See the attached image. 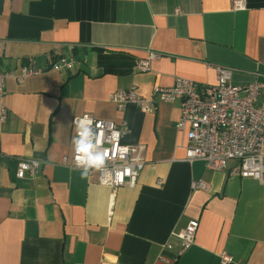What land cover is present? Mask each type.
<instances>
[{
  "label": "crops",
  "instance_id": "1",
  "mask_svg": "<svg viewBox=\"0 0 264 264\" xmlns=\"http://www.w3.org/2000/svg\"><path fill=\"white\" fill-rule=\"evenodd\" d=\"M245 1L234 10L232 0H0V71L74 61L6 80L0 264H264V183L232 174L235 160L224 170L188 162L178 102L142 112L110 99L131 86L148 96L177 76L213 84L219 64L236 83L264 82V0ZM150 51L160 57L143 72ZM83 114L128 124L123 142L145 162L134 186L113 192L96 170L82 177L62 163ZM23 157L42 161L35 178L16 177ZM199 180L206 188L193 187ZM192 220L195 241L179 254L173 234Z\"/></svg>",
  "mask_w": 264,
  "mask_h": 264
},
{
  "label": "built area",
  "instance_id": "2",
  "mask_svg": "<svg viewBox=\"0 0 264 264\" xmlns=\"http://www.w3.org/2000/svg\"><path fill=\"white\" fill-rule=\"evenodd\" d=\"M232 8H246L245 0H232ZM160 53L150 51L145 58L137 62L138 68L146 72L150 62L158 59ZM73 60L59 57L45 66H37L31 59L18 70L0 71V121L6 118V107L2 103L6 80L14 78L17 82L32 75H38L46 69L71 68ZM217 80L213 84H200L189 78L177 76L171 86L156 85L150 95H143L136 86L117 89L110 94V99L118 108L133 103L142 112H155L162 102L180 104V115L175 126L185 139V159L188 162L202 160L212 170H224L229 162L237 163L231 169L232 174L244 178H253L264 183V82L236 83L233 80L234 68L227 65L215 66ZM84 117L92 121L96 137L90 135L85 143L91 153H101L104 166L101 169L89 168L98 172L100 184L110 187L113 192L121 186H134L144 168L145 162L140 155L142 148L123 142L129 132L125 121L115 122L96 118L89 114L76 116V125ZM73 147L70 155H64L62 163L70 167L84 168L76 158ZM42 161L34 157L19 159L16 169L17 178H35L40 172ZM194 188H206L202 180L193 182ZM199 222L190 221L183 229L173 235L179 240V254L189 249L195 241ZM172 247V244H167ZM224 262L231 261V256L222 253ZM166 261L165 258H160Z\"/></svg>",
  "mask_w": 264,
  "mask_h": 264
},
{
  "label": "clouds",
  "instance_id": "3",
  "mask_svg": "<svg viewBox=\"0 0 264 264\" xmlns=\"http://www.w3.org/2000/svg\"><path fill=\"white\" fill-rule=\"evenodd\" d=\"M76 135L73 137L72 143L77 154V161L84 165L82 177L88 174L89 168L101 169L104 166V157L101 153H91L89 146L85 143L86 139L92 135L96 137V133L92 128V121L84 117L76 125Z\"/></svg>",
  "mask_w": 264,
  "mask_h": 264
}]
</instances>
